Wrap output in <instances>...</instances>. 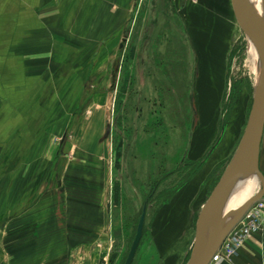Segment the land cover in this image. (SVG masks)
I'll return each instance as SVG.
<instances>
[{"label": "rangeland", "instance_id": "rangeland-1", "mask_svg": "<svg viewBox=\"0 0 264 264\" xmlns=\"http://www.w3.org/2000/svg\"><path fill=\"white\" fill-rule=\"evenodd\" d=\"M242 31L222 123L256 87ZM194 54L173 0H0V264H124L144 207L133 264H157L152 217L196 170Z\"/></svg>", "mask_w": 264, "mask_h": 264}, {"label": "crops", "instance_id": "crops-1", "mask_svg": "<svg viewBox=\"0 0 264 264\" xmlns=\"http://www.w3.org/2000/svg\"><path fill=\"white\" fill-rule=\"evenodd\" d=\"M173 2L177 12L185 19L195 53L193 93L197 119L189 138L185 160L189 163L203 160V163L157 208L152 217L148 235L157 264L189 263L196 236V218L212 192V176L221 168L223 174L233 157L252 103L247 89L239 90L228 117L222 123L221 106L231 90L228 89L229 59L235 42L243 32L235 20L231 0H192L184 5L180 0ZM96 116L99 117L100 114ZM98 120L99 118H94L93 122L102 129ZM258 169L264 177V127L259 146ZM246 175L248 186L250 182L257 180L256 174ZM239 181L237 196L248 190L245 185L247 189H241ZM254 184H258L260 189L259 180ZM9 219L12 217L6 220ZM209 227L210 220L204 238ZM216 264H264L263 235L250 236L237 256Z\"/></svg>", "mask_w": 264, "mask_h": 264}, {"label": "water", "instance_id": "water-1", "mask_svg": "<svg viewBox=\"0 0 264 264\" xmlns=\"http://www.w3.org/2000/svg\"><path fill=\"white\" fill-rule=\"evenodd\" d=\"M231 2L239 25L250 38L257 42L262 52L263 71L255 87L246 126L238 146L198 217L194 248L188 264H208L231 228L254 202L264 196V177L258 169L259 146L264 127V20L254 15L246 0H231ZM248 170H254L260 182L258 193L238 207L224 212L223 204L234 180ZM145 211L144 207L124 264H132L135 257L143 234ZM231 215L234 217L229 219ZM203 216H209L211 228L208 240L204 244L201 233Z\"/></svg>", "mask_w": 264, "mask_h": 264}, {"label": "built area", "instance_id": "built-area-1", "mask_svg": "<svg viewBox=\"0 0 264 264\" xmlns=\"http://www.w3.org/2000/svg\"><path fill=\"white\" fill-rule=\"evenodd\" d=\"M255 234H262L264 238V196L254 202L231 228L208 264L229 261L237 256L246 240Z\"/></svg>", "mask_w": 264, "mask_h": 264}, {"label": "bare ground", "instance_id": "bare-ground-1", "mask_svg": "<svg viewBox=\"0 0 264 264\" xmlns=\"http://www.w3.org/2000/svg\"><path fill=\"white\" fill-rule=\"evenodd\" d=\"M246 1L249 5L250 9L254 13V15L256 17H258V19L264 20V0H246ZM246 63H247V66L249 67L250 71L255 76V81H256V85H257L259 78H260L262 71H263V55H262V52L260 51V48H259L257 42L253 38H251V41L248 44ZM250 173L255 174L254 170H248V171H245L242 174H240L234 180V182H233V184H232V186H231V188H230V190L226 196L224 204H223V211L224 212L236 208V207H231V205L237 197L238 180H240L239 182L241 183V189H243L244 185H245V187L248 188L249 181H247L248 175H246V174H250ZM247 188H245V189H247ZM240 194H242V193H240ZM233 217H234V215H231L229 219H232ZM203 226L208 228V225L206 224L205 220H203ZM210 230H211V228L208 229V233L206 234L205 238L203 239L204 243L208 240V237L210 235Z\"/></svg>", "mask_w": 264, "mask_h": 264}, {"label": "trees", "instance_id": "trees-1", "mask_svg": "<svg viewBox=\"0 0 264 264\" xmlns=\"http://www.w3.org/2000/svg\"><path fill=\"white\" fill-rule=\"evenodd\" d=\"M203 163V160L202 161H199L197 163H194V165L196 166V170L194 171V173L200 168L201 164ZM191 177V176H190ZM189 177V178H190ZM188 180V179H187Z\"/></svg>", "mask_w": 264, "mask_h": 264}]
</instances>
